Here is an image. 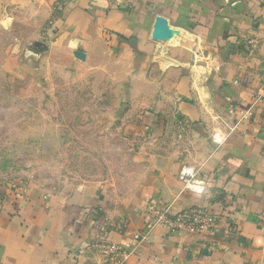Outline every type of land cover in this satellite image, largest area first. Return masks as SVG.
Masks as SVG:
<instances>
[{"label":"crops","instance_id":"crops-1","mask_svg":"<svg viewBox=\"0 0 264 264\" xmlns=\"http://www.w3.org/2000/svg\"><path fill=\"white\" fill-rule=\"evenodd\" d=\"M0 27L22 32L2 65L13 90L103 61L143 110L138 134L174 135L131 189L0 196V264H264V0H0ZM193 208L212 235L150 227Z\"/></svg>","mask_w":264,"mask_h":264},{"label":"rangeland","instance_id":"rangeland-1","mask_svg":"<svg viewBox=\"0 0 264 264\" xmlns=\"http://www.w3.org/2000/svg\"><path fill=\"white\" fill-rule=\"evenodd\" d=\"M20 33L0 27V196L30 188L67 194L86 184L131 189L143 159L167 150L174 135L153 146L138 134L143 110L126 102L121 71L103 61L54 68L40 86L13 90L2 65Z\"/></svg>","mask_w":264,"mask_h":264},{"label":"built area","instance_id":"built-area-1","mask_svg":"<svg viewBox=\"0 0 264 264\" xmlns=\"http://www.w3.org/2000/svg\"><path fill=\"white\" fill-rule=\"evenodd\" d=\"M154 215L150 227H159L169 233L209 236L214 232L215 220L207 208L187 209L176 214L167 210H157L154 211Z\"/></svg>","mask_w":264,"mask_h":264},{"label":"water","instance_id":"water-1","mask_svg":"<svg viewBox=\"0 0 264 264\" xmlns=\"http://www.w3.org/2000/svg\"><path fill=\"white\" fill-rule=\"evenodd\" d=\"M170 35V31L165 25L157 22L155 25V37L157 39H166Z\"/></svg>","mask_w":264,"mask_h":264}]
</instances>
